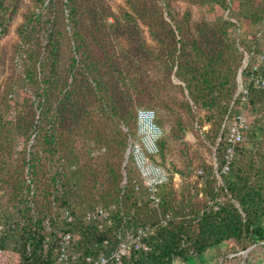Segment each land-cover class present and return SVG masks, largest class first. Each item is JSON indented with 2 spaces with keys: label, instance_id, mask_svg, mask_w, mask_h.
I'll return each mask as SVG.
<instances>
[{
  "label": "trees",
  "instance_id": "trees-1",
  "mask_svg": "<svg viewBox=\"0 0 264 264\" xmlns=\"http://www.w3.org/2000/svg\"><path fill=\"white\" fill-rule=\"evenodd\" d=\"M259 34L264 0H0L3 262L58 264L71 234L74 264H88L115 250L119 234L144 227L150 251L123 264H188L221 246L214 264H237L247 260L230 255L264 247V89L249 80L264 49ZM140 109L155 110L168 130L152 157L165 169L173 144L208 125L198 140L215 148L223 184L211 161L199 155L193 170L184 158L156 205L126 164ZM240 115L248 130L223 174ZM196 170L200 181L179 193L175 175ZM98 209L111 224L86 221Z\"/></svg>",
  "mask_w": 264,
  "mask_h": 264
},
{
  "label": "built area",
  "instance_id": "built-area-1",
  "mask_svg": "<svg viewBox=\"0 0 264 264\" xmlns=\"http://www.w3.org/2000/svg\"><path fill=\"white\" fill-rule=\"evenodd\" d=\"M258 62L253 65V73L250 75L249 80L257 87L264 89V49L260 53H254ZM248 62L250 55L246 54ZM245 92L243 85L239 87V92ZM228 117H226L227 120ZM225 125L223 126V128ZM248 130V121L244 115L236 117L235 121L231 124L228 134L227 142L228 148L225 154V165L222 173L226 174L229 171V163L234 157L235 148L244 140L245 132ZM164 137L163 129L157 123V113L152 109H140L137 113V138L129 137L128 147L126 150L125 158L126 164L131 160L143 182V186L147 189L149 198L157 205L160 203L159 191L160 188L169 182V174L165 168L156 164L152 157L159 154V142ZM217 163H215V175L220 184H223L221 173L217 170ZM126 182V180H125ZM67 221H71V217L66 214ZM168 218V216H167ZM164 220L162 223L166 225ZM86 221L99 220V228H102L104 223L111 224L107 212L103 209L88 212L85 216ZM2 228L0 227V230ZM152 234L151 227L139 228L135 231L127 233L126 236L119 234L118 247L107 255L90 262L88 264H123L124 258L132 251L136 252H149L150 246L148 240ZM74 237L71 234L65 235L62 239V248L58 254V264H74L76 257L71 256L68 252L71 242ZM4 251L0 249V264H6L4 260Z\"/></svg>",
  "mask_w": 264,
  "mask_h": 264
},
{
  "label": "rangeland",
  "instance_id": "rangeland-1",
  "mask_svg": "<svg viewBox=\"0 0 264 264\" xmlns=\"http://www.w3.org/2000/svg\"><path fill=\"white\" fill-rule=\"evenodd\" d=\"M114 1H115V3L118 4V3H122L123 0H114ZM182 9H184V7ZM258 37L262 39L264 37V34H259ZM15 39H16V35L13 33V34H11V36L6 37L3 42L6 44H9L10 42L14 41ZM246 54H248V53H246ZM241 82H242V79H241ZM246 119H247V117H246ZM260 122H261V120H260ZM262 123H264V120H262ZM208 128H209V126L206 125L201 130H199V129L197 130V126H196V131H197L196 134L195 133L188 134L185 136L184 139H182L178 143L173 144V153H172V156L169 157L168 162H167V168L166 169H167L168 173H169V169H171V170L174 169L173 165H175V167H177V169H181V170L186 169L184 162H183L184 158H189L188 162L189 161L193 162V167H192L193 170H195L194 168L198 165L197 159L200 157L199 155H201L207 162L211 161L213 163V165H215V163H217V159H216V155H215L216 154L215 148L212 149V151H211L206 146L202 145L201 141L198 140L199 139L198 135L201 136L200 140H204V135L202 134V132H204L205 130H208ZM163 131H164V135L167 134V132H168L167 129L163 130ZM220 141H221V138L219 137L218 143ZM217 165H218V163H217ZM201 173L202 172L200 170H196L193 173H191L188 177L185 176L186 178H182V176L180 174H176L174 179H173L175 189H177L178 192L180 193V191L183 189L182 187H186V189H187V187L190 188V185H193V183L195 181H200L199 177L202 175ZM214 174H215V168H214ZM217 181H218V179H217ZM218 184L222 185L219 182H218ZM201 185H203V184H200V187H201ZM201 196L202 195H200V197ZM5 204H6L5 201H2L0 203V205L2 207H6ZM224 254H226V247L225 246L217 247V248H214V249L206 252L205 254L191 257L189 260L190 262L188 264H214V263L220 261ZM232 255H234V254H232ZM237 256H240V255H237ZM242 256L247 260V262H241V263H237V264H264V247L257 248L250 255H248V253H247V254H244ZM230 257H232V256L230 255ZM177 264H181V263L177 262Z\"/></svg>",
  "mask_w": 264,
  "mask_h": 264
},
{
  "label": "water",
  "instance_id": "water-1",
  "mask_svg": "<svg viewBox=\"0 0 264 264\" xmlns=\"http://www.w3.org/2000/svg\"><path fill=\"white\" fill-rule=\"evenodd\" d=\"M248 65V58L246 57L245 58V61H244V64H243V67L240 69L239 71V74H238V82H239V85H241V79H242V72L243 70L247 67ZM253 248L249 249L248 251L246 252H242V253H239V254H234V255H231L232 257L233 256H237V255H244V254H247L249 253L250 251H252Z\"/></svg>",
  "mask_w": 264,
  "mask_h": 264
}]
</instances>
